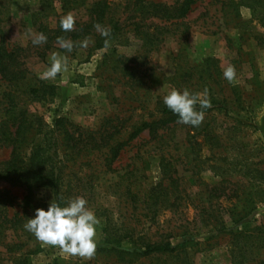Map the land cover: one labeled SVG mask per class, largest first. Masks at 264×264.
Listing matches in <instances>:
<instances>
[{
    "label": "rangeland",
    "instance_id": "rangeland-1",
    "mask_svg": "<svg viewBox=\"0 0 264 264\" xmlns=\"http://www.w3.org/2000/svg\"><path fill=\"white\" fill-rule=\"evenodd\" d=\"M90 0H86L88 2ZM112 7L118 12L128 14L130 7L124 5V0H110ZM166 4L176 0H150ZM61 2V0H60ZM57 1L53 10H42L39 0H7L9 8L7 19L1 22L0 27L5 33L9 46L22 47L20 51L23 67L31 75L40 78V74L49 66V57L59 53L68 57L66 71L59 73L54 79L44 80L45 84L54 87L53 95L43 102L30 104V110L42 116L46 122L52 118L64 116L82 129L97 133L109 123L123 124L121 134L126 136L130 125L141 119H149L156 114V104L164 103L163 97L173 88L189 89L194 93H203L207 90L208 98L215 100V106L209 113L216 123L230 121L224 117L226 113L245 125L242 140L248 151V156L258 161L264 152V6L254 12L247 6L239 8L241 24L239 28L225 26L221 19L220 0H196L188 14L180 19V26L175 33L169 34L156 46H146L133 31H126L122 44L108 45L92 49L93 38L87 39V47L74 44L71 52L63 49L58 41H47L41 45L32 44V36L39 34L30 21L32 13L36 17L47 20L53 28L56 21L71 13L77 23L86 19L84 6L78 3L68 8ZM43 13H49L43 17ZM130 20V19H129ZM129 22V21H128ZM147 19L145 24H161L159 20ZM169 23V22H168ZM176 24H168L172 29ZM145 26V25H144ZM128 28V27H127ZM147 29V28H145ZM152 31V26L148 32ZM255 35L262 36L263 42L258 43ZM121 55L130 66L135 67L134 81H127L119 70L115 69V60ZM207 58L216 59L219 71L212 74L213 68ZM233 66L235 76L228 81L224 78L225 68ZM212 70V71H211ZM189 74L190 81L187 87L172 83L171 77L175 72ZM41 79V78H40ZM3 87L0 79V90ZM224 105H221V104ZM222 110H218L219 106ZM154 114V115H153ZM174 140L183 141L185 128H173ZM149 136L146 131L132 140L120 152L108 170L98 165L99 160L92 159L89 165L81 168L75 166L76 174L81 176L78 182H71L70 199L83 197L87 207L95 212L100 223L96 229V250L92 257H81L66 253L59 246L46 245L35 239L28 241L21 249L9 253L0 245V264H230L229 250L232 237L227 232L210 230V226L203 223L205 215L195 208L199 199L218 180L211 171L202 172L195 176V182H189L190 171L180 170L183 176V185L193 195L183 201V207L174 213L164 210L158 216V223L151 226V222H138L130 202L122 195L129 181L121 174L133 165L141 168L134 170L140 188H146L159 178L158 159L155 150L149 147ZM137 151L143 155L137 157ZM149 151V152H148ZM235 154V153H232ZM9 156V148H0V170ZM147 160V165H144ZM261 166L264 168V162ZM264 170V169H263ZM137 177V178H136ZM226 187V186H225ZM264 187V185H263ZM0 190H7L15 197V205L20 203L24 190L17 185L0 180ZM226 195L214 199L216 204L227 206L232 200ZM257 207L244 220L233 225L227 222V227L235 230L254 225L264 224V194H259ZM52 202L51 194L46 188L36 190L35 203L38 208L45 210ZM218 204V205H219ZM20 211L16 206L14 211ZM106 216L112 224L135 226L137 231L146 232L157 238L161 231H171L170 238L174 243L185 242L186 252L177 259L166 255L125 256L120 261L111 247L120 246L130 249L129 242L122 240L113 243L117 232L107 230ZM226 219V215L224 216ZM111 224L109 225V227ZM119 227V226H117ZM120 228V227H119ZM115 231H117L115 229ZM115 233V235H114ZM14 240L9 236L7 240ZM119 247V248H120ZM32 250V251H31Z\"/></svg>",
    "mask_w": 264,
    "mask_h": 264
},
{
    "label": "trees",
    "instance_id": "trees-1",
    "mask_svg": "<svg viewBox=\"0 0 264 264\" xmlns=\"http://www.w3.org/2000/svg\"><path fill=\"white\" fill-rule=\"evenodd\" d=\"M6 1L0 0V24L9 14ZM57 1L60 2L39 0V3L42 10L46 11L53 10ZM85 1L80 0L79 3L84 6L86 19L77 23L69 32L62 31L61 19L56 21L53 28L49 27L47 20L38 19L35 13L29 19L37 33H44L49 42L58 41L62 37L80 45L85 39L93 38L91 48L98 49L113 43L122 44L124 33L133 31L135 38L152 47L169 34L175 33V29L182 24L179 20L188 14L196 2L176 0L175 3L166 4L150 0H124L125 7H130V11L124 16L123 12L112 7L114 2L110 0ZM60 3L73 8L78 0H61ZM241 6H247L254 12L264 6V0H220V17L225 26L239 28L242 23L239 15ZM48 15L49 13H43V17ZM147 19L152 22L157 19L162 23L145 24ZM97 23L110 29L109 37H103L97 32L94 27ZM168 24L176 25L171 29ZM150 26L152 31L148 32ZM254 38L258 43L263 42L262 36L255 35ZM21 50L23 49L19 46L9 48L5 33L0 27V79L3 83L0 90V148H9V156L0 170V180L24 190L20 203L16 205L15 197L9 191L0 190V245L7 252L13 253L28 241L37 239L24 227L38 208L35 203L37 189H48L52 202L68 201L72 186L74 187L71 182L81 180V176L76 174L75 166H87L92 159L98 158L96 164L114 170L112 164L123 148L146 131L149 147L155 150L158 159V180L141 189L136 179L130 180L136 176L134 170L141 168L133 165L121 174V177L129 181L122 195L130 202L136 220L150 221L151 227L158 223L157 218L164 210L176 213L183 207V201L195 196L183 185L180 170L190 171L189 182H195V176L202 172L211 171L218 180L201 196L199 204L195 205L201 216L205 215L204 225H209L212 231L227 232L232 237L230 264H264V224L235 230L226 225L227 222L235 225L247 218L257 207V202L262 201L257 200L258 195L264 194V168L261 166L264 152L258 161L248 156L241 134L246 127L241 121L229 116L224 109L222 114L230 121L216 123L209 113L215 109L212 108L215 107L213 105L202 110L203 122L198 127H193L178 123V117L164 103H159L156 104V114L131 124L125 137L121 134L124 126L120 121L118 124L109 123L108 127L97 133L82 129L64 116L54 117L46 122L42 116L31 111L29 106L44 102L48 96H52L54 87L36 76H29L31 72L22 66L24 56H21ZM207 60L213 68L212 76L219 71L217 60ZM115 69L119 70L122 77H127V81H134L136 78L135 67L128 65L121 55L115 60ZM189 76L185 72L176 71L170 80L178 87H187ZM210 102L216 103L213 98ZM221 105L218 110L223 109L224 106ZM196 107L199 110V105ZM176 126L185 128L183 141L174 140L173 128ZM141 154L137 151L136 155L141 157ZM143 162L145 167L148 162L144 159ZM225 186L230 191V194L227 192V199L234 200L227 206L218 205L214 199L226 195ZM16 206L20 211H14ZM105 220V229L118 234L117 238L112 239L113 243L126 240L133 248L130 251L120 246L111 247L110 250L116 252L120 261L131 255H166L177 259L187 251L185 242L174 243L170 239L174 235L171 231H161L153 239L146 232L137 231L135 226L112 224L107 216ZM9 236H14L15 239L8 241Z\"/></svg>",
    "mask_w": 264,
    "mask_h": 264
},
{
    "label": "clouds",
    "instance_id": "clouds-1",
    "mask_svg": "<svg viewBox=\"0 0 264 264\" xmlns=\"http://www.w3.org/2000/svg\"><path fill=\"white\" fill-rule=\"evenodd\" d=\"M75 19L71 13L61 19L62 31L69 32L74 28ZM103 37L110 36V29L97 23L94 26ZM34 45L47 42V36L39 33L32 36ZM58 43L63 49L71 52L74 44L71 40L62 37ZM107 43V40H106ZM88 40L81 43L87 47ZM68 67V57L53 53L49 57V66L40 74L44 80L54 79ZM224 78L233 80L235 68L229 66L223 71ZM163 102L173 114L178 117V123L198 127L204 119L203 109L211 107L207 90L203 93H194L189 89H171L164 97ZM199 105V110L197 109ZM100 221L95 212L87 207L83 197H75L66 202H51L47 209L37 208L35 215L28 219L24 227L39 241L46 245L59 246L66 253L81 257H92L96 250V229Z\"/></svg>",
    "mask_w": 264,
    "mask_h": 264
}]
</instances>
